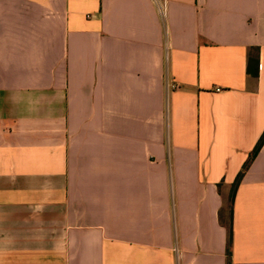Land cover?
I'll return each instance as SVG.
<instances>
[{
    "label": "crops",
    "instance_id": "1",
    "mask_svg": "<svg viewBox=\"0 0 264 264\" xmlns=\"http://www.w3.org/2000/svg\"><path fill=\"white\" fill-rule=\"evenodd\" d=\"M263 133L264 0H0V264H264Z\"/></svg>",
    "mask_w": 264,
    "mask_h": 264
},
{
    "label": "trees",
    "instance_id": "2",
    "mask_svg": "<svg viewBox=\"0 0 264 264\" xmlns=\"http://www.w3.org/2000/svg\"><path fill=\"white\" fill-rule=\"evenodd\" d=\"M254 62H255V68H254ZM259 57L257 59H254L253 56H251L249 58V63H248V72L257 77L259 75ZM264 144V133L261 136L259 142L257 143V145L255 146L250 158L248 159V161L245 163V165L243 166V169L239 172V174L236 177L235 182L233 183V187H232V197L234 198L235 193H236V189L246 171V169L248 168L249 164L251 163V161L254 159V157L257 155V153L259 152V150L261 149V147ZM231 243H232V226H229V243H228V254L230 256V247H231Z\"/></svg>",
    "mask_w": 264,
    "mask_h": 264
},
{
    "label": "built area",
    "instance_id": "3",
    "mask_svg": "<svg viewBox=\"0 0 264 264\" xmlns=\"http://www.w3.org/2000/svg\"><path fill=\"white\" fill-rule=\"evenodd\" d=\"M172 87H173V88H177V87H178V85L174 84Z\"/></svg>",
    "mask_w": 264,
    "mask_h": 264
}]
</instances>
